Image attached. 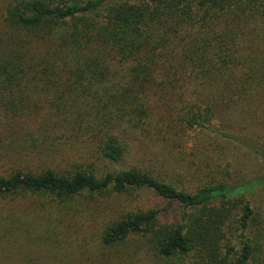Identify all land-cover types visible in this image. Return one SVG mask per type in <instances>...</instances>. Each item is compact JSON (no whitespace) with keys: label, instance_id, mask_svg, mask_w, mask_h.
Masks as SVG:
<instances>
[{"label":"trees","instance_id":"trees-1","mask_svg":"<svg viewBox=\"0 0 264 264\" xmlns=\"http://www.w3.org/2000/svg\"><path fill=\"white\" fill-rule=\"evenodd\" d=\"M263 98L264 0H0V201L49 210L34 224L0 214V264H264L252 207L264 174L189 191L95 169L118 163L139 132L238 141L232 129ZM142 188L179 218L96 210V196ZM79 207L95 210L96 232L61 243L52 218Z\"/></svg>","mask_w":264,"mask_h":264},{"label":"rangeland","instance_id":"rangeland-1","mask_svg":"<svg viewBox=\"0 0 264 264\" xmlns=\"http://www.w3.org/2000/svg\"><path fill=\"white\" fill-rule=\"evenodd\" d=\"M249 114V120L241 121L232 129L233 134L240 139L238 141L222 142L214 133L192 132L181 143H167L157 137L154 131L136 133L132 135L135 139L129 141L126 155L118 163L97 162L96 173L101 175L105 171L135 169L189 191L206 181L223 180L231 183L254 179L264 174V98L255 99L253 111ZM95 198L98 203L95 207L100 216L114 211L134 215L139 211L156 209L162 211L161 222L164 224L179 218L178 206L169 204L149 189H133L105 199ZM78 202L86 206L82 198ZM252 207L264 223V185L253 195ZM45 210L49 211L38 200L0 201V214L9 211L25 213L22 217L27 223H36ZM57 210L52 225L61 243L67 238L75 239L69 242L77 244V239L91 237L96 232V224L91 217L95 213L94 209L79 207L78 213L72 218H63L60 209ZM128 248L136 252L133 244L128 245ZM137 257L140 260L146 258L142 250H139ZM138 264H148V261L145 259Z\"/></svg>","mask_w":264,"mask_h":264}]
</instances>
